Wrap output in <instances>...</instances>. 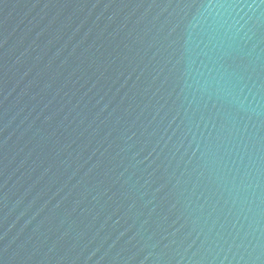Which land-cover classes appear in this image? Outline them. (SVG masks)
Masks as SVG:
<instances>
[{
  "label": "water",
  "instance_id": "water-1",
  "mask_svg": "<svg viewBox=\"0 0 264 264\" xmlns=\"http://www.w3.org/2000/svg\"><path fill=\"white\" fill-rule=\"evenodd\" d=\"M0 264H264V0H0Z\"/></svg>",
  "mask_w": 264,
  "mask_h": 264
}]
</instances>
